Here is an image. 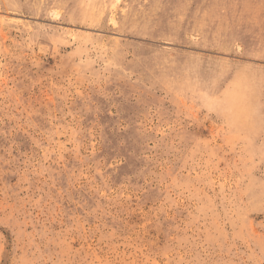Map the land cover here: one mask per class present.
Segmentation results:
<instances>
[{"label":"rangeland","instance_id":"rangeland-1","mask_svg":"<svg viewBox=\"0 0 264 264\" xmlns=\"http://www.w3.org/2000/svg\"><path fill=\"white\" fill-rule=\"evenodd\" d=\"M0 264H264V0H0Z\"/></svg>","mask_w":264,"mask_h":264},{"label":"bare ground","instance_id":"bare-ground-1","mask_svg":"<svg viewBox=\"0 0 264 264\" xmlns=\"http://www.w3.org/2000/svg\"><path fill=\"white\" fill-rule=\"evenodd\" d=\"M106 10V9H105ZM94 26V25H93ZM239 50V49H238Z\"/></svg>","mask_w":264,"mask_h":264}]
</instances>
